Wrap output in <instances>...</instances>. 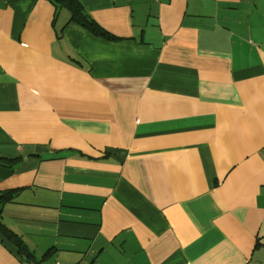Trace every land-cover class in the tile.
I'll return each mask as SVG.
<instances>
[{
	"label": "crops",
	"instance_id": "crops-1",
	"mask_svg": "<svg viewBox=\"0 0 264 264\" xmlns=\"http://www.w3.org/2000/svg\"><path fill=\"white\" fill-rule=\"evenodd\" d=\"M78 1L0 0V264H264V0Z\"/></svg>",
	"mask_w": 264,
	"mask_h": 264
},
{
	"label": "trees",
	"instance_id": "trees-1",
	"mask_svg": "<svg viewBox=\"0 0 264 264\" xmlns=\"http://www.w3.org/2000/svg\"><path fill=\"white\" fill-rule=\"evenodd\" d=\"M59 9L67 10L70 14L69 21L73 22L88 32L92 33L94 36L104 38V39H115L109 33H107L104 29H102L91 17L88 13L84 11L81 4L78 0H52ZM18 158L7 159L0 157V167L11 168L14 163H16ZM14 192V190H13ZM11 191L0 193V230L2 232V236L11 241L20 253L24 251V246H22V242L20 237L13 232L12 230L6 228L1 222V207L2 205L11 200ZM26 257V256H25ZM28 258V256H27Z\"/></svg>",
	"mask_w": 264,
	"mask_h": 264
},
{
	"label": "built area",
	"instance_id": "built-area-1",
	"mask_svg": "<svg viewBox=\"0 0 264 264\" xmlns=\"http://www.w3.org/2000/svg\"><path fill=\"white\" fill-rule=\"evenodd\" d=\"M55 264H58V263H55Z\"/></svg>",
	"mask_w": 264,
	"mask_h": 264
}]
</instances>
